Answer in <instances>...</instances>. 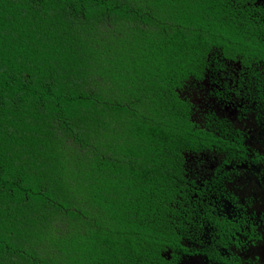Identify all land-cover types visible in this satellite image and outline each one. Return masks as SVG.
I'll return each instance as SVG.
<instances>
[{
  "label": "trees",
  "instance_id": "obj_1",
  "mask_svg": "<svg viewBox=\"0 0 264 264\" xmlns=\"http://www.w3.org/2000/svg\"><path fill=\"white\" fill-rule=\"evenodd\" d=\"M216 49L264 66L252 0H0V264H174L184 154L244 150L177 91Z\"/></svg>",
  "mask_w": 264,
  "mask_h": 264
},
{
  "label": "flooded vegetation",
  "instance_id": "obj_2",
  "mask_svg": "<svg viewBox=\"0 0 264 264\" xmlns=\"http://www.w3.org/2000/svg\"><path fill=\"white\" fill-rule=\"evenodd\" d=\"M252 5L264 22V0H252ZM216 52L208 54L202 76L190 75L177 91L189 103L192 122L223 140H237L244 150L235 149L237 155L227 157V152L211 146L184 154L186 168H191L186 174L188 186L193 188L184 206L189 213L196 203L205 207L203 213L196 210L189 216L194 221L181 237L185 250L175 251L174 264H244L246 246L255 236V211L244 191L237 187L239 196L232 194L222 179L235 180L243 172L256 176L264 170V66ZM253 141L263 150L254 148ZM203 172L209 175L202 178ZM171 252L166 250L167 258Z\"/></svg>",
  "mask_w": 264,
  "mask_h": 264
},
{
  "label": "rangeland",
  "instance_id": "obj_3",
  "mask_svg": "<svg viewBox=\"0 0 264 264\" xmlns=\"http://www.w3.org/2000/svg\"><path fill=\"white\" fill-rule=\"evenodd\" d=\"M107 29H104V27H101L98 33H96V36H98V39H102L104 36L102 33L104 31L108 32L111 36H115L117 34L116 28L114 25H106ZM123 29L124 27L121 26ZM180 94V92H178ZM68 142H66L67 144ZM252 146L256 149L259 148V150H263V147L259 142H252ZM220 158H222V154H220ZM189 165V164H188ZM190 168V167H188ZM191 169V168H190ZM209 175V172H203L202 178L207 177ZM230 176V175H229ZM229 180H232L235 182L236 186L234 187ZM226 182V184H225ZM222 183L224 188L226 187L227 190L232 191V194H237L238 190L236 189L239 187L242 189L246 201L250 202V206H252V210L255 211V214L253 215V221L255 224V228L253 229V232L255 236L252 237V241L248 243L246 246V251L244 254V264H264V170L260 172V174H256V176L251 175L250 173H244L237 178L234 179H222ZM218 186V185H217ZM239 196V193L237 194ZM249 206V210H250ZM204 203H196L194 208H191V216L192 213H203L204 210ZM200 211V212H199ZM187 225H189V222H186ZM66 222L58 221L53 224V229L57 231L58 233H62L66 231ZM189 227V226H188ZM187 227V228H188ZM47 250H50L49 247L46 246V242L43 244ZM167 256L166 251L163 253ZM196 263V262H194Z\"/></svg>",
  "mask_w": 264,
  "mask_h": 264
}]
</instances>
